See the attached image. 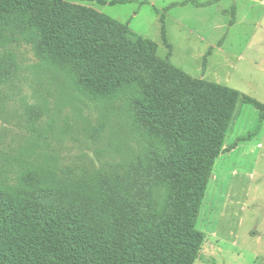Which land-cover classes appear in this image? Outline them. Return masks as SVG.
<instances>
[{"label": "trees", "instance_id": "16d2710c", "mask_svg": "<svg viewBox=\"0 0 264 264\" xmlns=\"http://www.w3.org/2000/svg\"><path fill=\"white\" fill-rule=\"evenodd\" d=\"M17 43L65 72L105 108V119L118 115L139 151L77 172L16 158L8 161L19 171L9 176L0 164V264L194 261L196 211L236 105L260 112L263 105L190 79L156 57L154 42L64 0H0V49ZM13 65L10 55L0 56V81ZM28 112L34 126L40 112Z\"/></svg>", "mask_w": 264, "mask_h": 264}, {"label": "rangeland", "instance_id": "374dc122", "mask_svg": "<svg viewBox=\"0 0 264 264\" xmlns=\"http://www.w3.org/2000/svg\"><path fill=\"white\" fill-rule=\"evenodd\" d=\"M125 1L64 0L154 42L156 57L190 79L226 86L263 105L261 112L241 100L236 105L223 149L239 148L226 167L223 154L212 167L195 216L197 257L187 264H264V0ZM134 11L135 32L116 19H129ZM5 55L14 63L0 81V164L9 176L20 168L9 159L77 172L108 168L138 153L126 123L118 115L105 119L103 106L65 72L41 62L31 46L11 44L0 49ZM32 106L40 112L34 126ZM100 124L103 131L92 137ZM232 165L242 169L231 171Z\"/></svg>", "mask_w": 264, "mask_h": 264}, {"label": "crops", "instance_id": "0c3cea01", "mask_svg": "<svg viewBox=\"0 0 264 264\" xmlns=\"http://www.w3.org/2000/svg\"><path fill=\"white\" fill-rule=\"evenodd\" d=\"M127 1H131V2H127V3H125V4H127V5H130V4H135L136 3V1L135 0H127ZM125 4H120V5H125ZM119 5V4H118ZM129 15H130V18L129 19H126V20H119L118 18H116L119 22H124V23H128V27L132 30V28H131V22L135 19V18H137V16L139 15V13L138 12H130V13H128ZM127 15V14H126ZM124 17V16H123ZM122 17V18H123ZM152 19H153V21L156 23V18L154 17V16H152ZM133 31V30H132ZM133 32H135V31H133ZM139 35V34H138ZM249 145H250V143L248 142V143H246V146L245 147H242V149L240 150V153H239V155H238V158L239 159H241L242 158V156H241V154H242V152H245L247 149V147H249ZM258 146V145H257ZM238 148H239V146H236V147H233V148H231L230 150H228V151H226V152H223L222 154H223V160H224V165H223V167H226L227 166V160H228V158L230 157V156H232V154H234L237 150H238ZM242 169V167L240 166V165H238V166H236V165H232V168H231V171H240L241 169Z\"/></svg>", "mask_w": 264, "mask_h": 264}]
</instances>
